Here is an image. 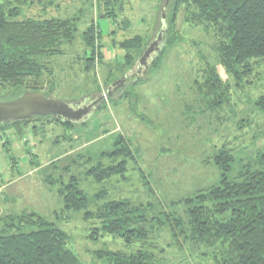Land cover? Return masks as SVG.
Wrapping results in <instances>:
<instances>
[{
	"label": "rangeland",
	"instance_id": "1",
	"mask_svg": "<svg viewBox=\"0 0 264 264\" xmlns=\"http://www.w3.org/2000/svg\"><path fill=\"white\" fill-rule=\"evenodd\" d=\"M105 1L34 0L11 19L76 18L73 44L64 47L63 55L43 60L51 75H47L42 92L64 102L83 97L102 101L86 122L64 126L48 119L45 133L36 137L29 133L17 138L12 128L5 131L0 127V219L27 211L40 215L66 233L69 249L83 264H108L96 257L98 252L138 250L140 243L126 247L119 238L89 239L94 224L85 222L81 213L65 211L56 190L45 183L54 165L59 169L71 166L68 160H77L79 154L91 161L83 165L77 160L82 166L76 174L98 162L109 165V159L101 154L111 151L114 140L121 136L129 143L135 162L128 165L125 178L116 176L102 184L93 179L82 181L89 208L93 209L97 194L105 201L127 199L134 205L163 208L172 221L151 229L156 264H214L212 251L184 242V235L173 233L171 227L175 219L186 221L187 206L178 202L218 184L221 170L212 160L221 149L229 150L233 157L229 180H236L238 173L249 163L254 165L264 151V110L256 105L264 97V60L254 65L250 76L239 78L217 66L218 77L230 89L228 101L220 110L211 111L194 86L195 78L203 83L201 75L195 73L206 65L205 60L216 66L210 39L201 28L187 23L182 12L173 19L169 13L174 4L166 5L164 0H111L108 9L122 8L112 24L98 18ZM167 21L168 25L175 21V32L170 36L174 47L162 53ZM90 26L97 35L101 31V56L91 55L82 40L81 34ZM158 35L150 55L155 58L146 62L148 65H120L124 56L120 42L140 36L150 45ZM161 53L159 63L152 68ZM90 59L94 61L92 67ZM118 81H122L121 86L111 87ZM4 95H0L1 101L10 100L9 93Z\"/></svg>",
	"mask_w": 264,
	"mask_h": 264
},
{
	"label": "trees",
	"instance_id": "2",
	"mask_svg": "<svg viewBox=\"0 0 264 264\" xmlns=\"http://www.w3.org/2000/svg\"><path fill=\"white\" fill-rule=\"evenodd\" d=\"M111 2L106 0L102 3L105 9L98 13V18L113 24L116 22L113 17L122 8L116 11L108 9ZM172 2L174 8L169 15L173 19L182 12L187 23L201 28L210 39L216 66L205 60L206 65L203 68L199 66L195 73L201 75L203 83L195 78L194 86L204 96L209 110H220L228 101L226 93L230 87L218 77L217 66L239 78L250 76L254 65L264 60V0H164L166 5ZM33 3L34 0H0V95L9 93L10 100L25 92L42 94L51 75L43 60L63 55L64 47L76 39V18L11 20L19 15L22 8ZM182 6L185 10L180 9ZM174 23H166L162 53L174 47L170 39L175 32ZM81 36L91 55L98 53L101 56V31L97 35L95 28L90 26ZM149 43L140 36L120 42L119 47L124 53L120 65L134 67ZM162 53L156 57L152 68L159 63ZM93 63L90 59V67ZM256 105L264 110V97L256 101ZM48 119L67 126L49 116L8 121L1 123L0 127L4 130L12 128L17 138L29 133L36 137L37 133H45V121ZM121 138L116 137L112 150L101 154L109 159V165L98 162L84 173H78L80 177L75 173L82 166L77 160L86 165L91 158L79 154L77 160H68L71 166L59 169L54 165V171L47 173L45 183L56 190L65 211L81 213L85 222L94 224L89 239L113 237L122 239L126 247L136 243L141 245L133 252H98V259L108 264H156L152 250L155 245L150 242V232L154 226L160 228L171 222V214L153 204L134 205L127 199L105 201L98 194L93 197L95 204L90 209L89 198L82 188V181L86 179L102 184L116 176L125 178L128 165L135 160L129 143ZM212 161L221 170L218 184L178 202L187 206L186 221L173 220L171 230L182 233L184 242L212 251L214 264H264V151L258 155L254 165L249 163L238 173L236 180L227 177L233 162L229 150L221 149ZM150 192L153 193L151 189ZM99 200L104 202L97 203ZM0 264L83 262L69 249L65 232L40 215L27 211L0 219Z\"/></svg>",
	"mask_w": 264,
	"mask_h": 264
},
{
	"label": "water",
	"instance_id": "3",
	"mask_svg": "<svg viewBox=\"0 0 264 264\" xmlns=\"http://www.w3.org/2000/svg\"><path fill=\"white\" fill-rule=\"evenodd\" d=\"M161 19L164 26L163 15ZM164 28L165 27H162L160 34L163 33ZM160 36L161 35H158L157 39L151 42L149 47L146 48L143 55L137 61V66H144L145 64L148 65L146 62H151V60L153 61L155 57L150 58V55L152 50H154L153 47L155 46L157 40L159 41ZM124 79L121 80L123 81ZM122 81H118L111 87L121 86L120 83ZM101 101V98L91 100L87 97H83L79 100L64 102L49 98L41 93L25 92L13 100H0V124L8 121H21L34 117L49 116L61 121L62 123L72 124L78 122L81 124L88 120V117L93 114L94 110L98 107V104Z\"/></svg>",
	"mask_w": 264,
	"mask_h": 264
}]
</instances>
